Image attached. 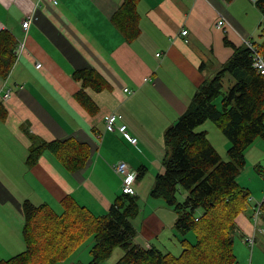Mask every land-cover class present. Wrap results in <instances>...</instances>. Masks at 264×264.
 Instances as JSON below:
<instances>
[{
    "label": "crops",
    "instance_id": "1",
    "mask_svg": "<svg viewBox=\"0 0 264 264\" xmlns=\"http://www.w3.org/2000/svg\"><path fill=\"white\" fill-rule=\"evenodd\" d=\"M123 1L0 0L5 26L0 32L16 40L14 63L0 74V261L26 249V201L48 204L62 214L64 199L71 198L97 215L106 214L122 195L123 176L112 167L121 160L136 175L140 167L147 168L135 181L137 196L144 200L133 219L135 242L146 249L179 250L171 247L177 212L150 195L156 176L165 170V132L187 110L198 87L232 56L226 37L238 46L259 44L263 14L255 0H139L140 32L128 40L113 21ZM29 15L33 20L25 29ZM222 19L226 23L219 27ZM83 68L97 70L107 81L102 91L86 89L96 108L84 107L77 98L82 82L73 73ZM110 114L118 116L117 126L126 124L137 143L107 129ZM208 121L200 131L227 159L230 141ZM69 138L89 145L84 167L70 171L49 150L34 166L28 164L33 147ZM260 172L261 179L244 185L251 197L237 219L243 238L253 228L263 194Z\"/></svg>",
    "mask_w": 264,
    "mask_h": 264
},
{
    "label": "trees",
    "instance_id": "2",
    "mask_svg": "<svg viewBox=\"0 0 264 264\" xmlns=\"http://www.w3.org/2000/svg\"><path fill=\"white\" fill-rule=\"evenodd\" d=\"M138 2L124 0L113 15L128 40H134L140 32ZM255 3L263 14L258 45L264 54V0ZM225 44L233 48L232 56L212 79L198 87L187 110L166 130L165 171L156 176L150 192L178 214L175 228L183 245L180 254L146 249L135 242L133 219L140 213L139 197L122 193L104 215L93 213L71 198L64 199L62 214L48 204L37 207L26 201V249L0 264H56L70 257L91 236L95 243L87 264L107 260L117 247L124 253L114 264H235L233 234L239 215L250 201V192L238 177L247 162V149L258 138H264V76L254 68L248 44L235 45L228 37ZM15 46L14 35L0 32L1 75H6L14 63ZM73 77L82 82L78 100L84 107H95L86 89L102 91L108 87L107 81L93 68L75 70ZM208 120L230 141L227 159L211 143L207 132L197 131ZM45 150L53 152L70 171L84 167L91 152L87 143L75 138L44 142L31 149L28 164L34 166ZM146 173L147 168L140 167L137 179ZM184 192L187 195L183 197ZM190 232L195 234L194 242L187 237Z\"/></svg>",
    "mask_w": 264,
    "mask_h": 264
},
{
    "label": "rangeland",
    "instance_id": "3",
    "mask_svg": "<svg viewBox=\"0 0 264 264\" xmlns=\"http://www.w3.org/2000/svg\"><path fill=\"white\" fill-rule=\"evenodd\" d=\"M259 39L260 37H259V31H258L255 36V40L257 41ZM224 90L226 91L227 88L225 87ZM222 97H223V94H221L220 98L217 100L218 104L220 103V100ZM208 122H210L209 124H213V126H216L213 122L211 121H208ZM200 128L202 127L199 126L197 128V131H200L201 130ZM246 159H247L246 165L243 167L238 177V181L243 187H246L244 185L251 182L252 180L256 181L262 178L260 171L264 172V168H262V166L264 167V138H261V137L258 138L254 142L253 146L247 149ZM135 178H136L135 181L138 180L136 174H135ZM134 186H135V182H134ZM135 190H136L135 194H131V195H137L136 187H135ZM122 193H125V192H123L122 190ZM250 197H251V193H250ZM263 200H264V190H263L262 197L260 200H258L257 206L255 208V209H259L261 214L257 218V221H255L254 213H253V218H252L253 228L247 231V236L243 238V234L240 232L239 229H237L235 233L233 234L234 235V254L237 260L235 264H264V201ZM139 203L142 205V207L144 206V200L141 197H139ZM174 233L177 235V238L176 240L171 242V247L176 245L179 248V250L176 251V250L170 249L167 252L178 255L182 252L183 245L181 243V237L179 236L178 231L176 230ZM187 237L191 242L195 241L194 232H190L187 235ZM91 239H94V237H92ZM91 239H88L87 241H85L82 245H80V247L77 249V251L73 255L63 260V261H66V263H62L63 261L60 260L56 262V264H74L76 262H83L86 264L89 263L92 259L91 252H90L91 247H92ZM250 240H254V242L250 244ZM123 253H124V250L121 247H117L111 257H109L107 260L99 264H114L118 259H120Z\"/></svg>",
    "mask_w": 264,
    "mask_h": 264
},
{
    "label": "built area",
    "instance_id": "4",
    "mask_svg": "<svg viewBox=\"0 0 264 264\" xmlns=\"http://www.w3.org/2000/svg\"><path fill=\"white\" fill-rule=\"evenodd\" d=\"M33 20V16L29 15L27 16V18L25 19V21L23 22V26L25 29H27L29 27V24L31 23V21ZM226 23L225 19H222L218 22V26L222 27L224 24ZM5 28V26L3 24H0V31L3 30ZM188 33V30H183L182 34L186 35ZM20 43V42H19ZM248 46L252 49L253 51V66L254 68L264 76V54L261 52L259 45L252 43V42H248L247 43ZM19 48H22V46H24L23 43L18 44ZM38 67L41 66L40 63L37 64ZM10 91H8L5 94V98H8L10 96ZM117 119L118 116L116 114H110L107 117V129L111 130V131H115V130H119L121 133H123L125 136H127L130 141L132 143H137L138 139L135 136H132L128 130H127V126L125 124H120L117 126ZM113 169L115 172L121 174L122 180H123V187L122 190L125 193H130V194H135L136 190H135V186H134V182H135V174L133 171H131L129 164L124 161H118L117 163L113 164ZM264 201V200H263ZM261 212L259 209H255L254 211V219L255 221H257V218L260 216ZM254 242V240H250V244H252Z\"/></svg>",
    "mask_w": 264,
    "mask_h": 264
}]
</instances>
